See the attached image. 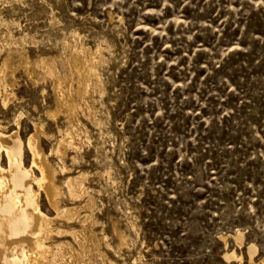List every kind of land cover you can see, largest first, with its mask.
I'll use <instances>...</instances> for the list:
<instances>
[{"label":"rangeland","instance_id":"1","mask_svg":"<svg viewBox=\"0 0 264 264\" xmlns=\"http://www.w3.org/2000/svg\"><path fill=\"white\" fill-rule=\"evenodd\" d=\"M76 43L100 46L103 61L86 93L93 117L72 113L80 131L64 156L87 191L71 200L62 187L59 200L91 204L69 223L40 193L52 228L94 230L85 248L92 264L261 259L264 0H0V66L10 63L0 78L12 86L4 94L14 93L4 105L0 86V129L17 130L10 144L25 166L35 122L48 132L47 153L67 126L64 112L46 114L53 78L41 59L77 88L65 60ZM84 213L91 226L79 222ZM68 234L50 243L65 238L80 249Z\"/></svg>","mask_w":264,"mask_h":264},{"label":"bare ground","instance_id":"2","mask_svg":"<svg viewBox=\"0 0 264 264\" xmlns=\"http://www.w3.org/2000/svg\"><path fill=\"white\" fill-rule=\"evenodd\" d=\"M100 49L102 50L100 46L90 48L83 43H76L70 49L65 60L72 74H76L77 88H73L71 78L62 79L55 74L53 61L41 59V65L46 69L47 74L53 78L52 88L55 108L52 111H46V114L56 118L57 112L61 111L67 117V126L58 129L59 136L56 139L55 147L53 146L54 148L50 152L47 153L40 143L41 137L47 136L48 132L43 128L42 123L35 122L33 131L26 138L30 163L25 166L19 144L18 146L10 144V141H19L17 130L6 135L8 133L5 134L0 129V264H92L90 261L93 257L90 256L89 261V252L86 251V246L88 240L93 239L92 232L94 230L92 229V235H88L82 229L52 228L53 217L41 210L39 194L44 195L55 216L65 217L69 223L76 219L75 216L81 208L91 204V198H88L84 204L79 202L77 204L61 205L59 198L64 194L62 187L65 188L66 196L68 195L71 200L78 199L79 201V198L87 191V186L83 184L84 176L81 172L70 174L69 170H72V168L68 167V164L64 161V156L70 146L73 148L72 145L75 144L76 136L79 135L78 131H80L77 130V124L73 120L72 113L77 107H82L84 114L93 117V109L86 93L90 88L96 89L98 87L96 69L103 59ZM8 59L5 58L0 66L1 76L7 71L6 66L10 64ZM13 70H15V67H13ZM2 78H0V86L3 89L1 91L3 92L1 101L2 104L6 105L14 96V93L11 92L10 96L4 94L6 88L12 86L7 87L9 84H6ZM75 96L79 100L81 99L82 102H78ZM52 151L57 156L60 162L59 165L50 159ZM3 155L6 159L5 165L1 163ZM71 159L73 160V155ZM58 173H62L63 177L58 179ZM81 216L83 219L77 218L79 222L82 220V225H85L86 222L90 223L89 226L93 224L90 214L84 213ZM69 226L71 225L69 224ZM90 231L91 228L89 231L87 230V232ZM68 233L71 235V240L74 239L80 249H75L73 243L65 240V238L50 243L53 238L52 235L63 237ZM97 241L95 244L99 243ZM74 245L76 246V244ZM94 248H96V245ZM93 254L95 255V253ZM238 264L243 263L239 261ZM248 264H264V256L258 261L250 259Z\"/></svg>","mask_w":264,"mask_h":264}]
</instances>
